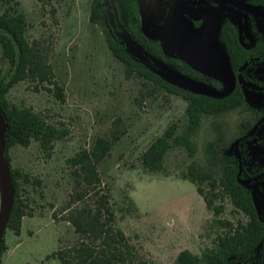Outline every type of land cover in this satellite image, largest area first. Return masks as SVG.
<instances>
[{
  "label": "rangeland",
  "instance_id": "1",
  "mask_svg": "<svg viewBox=\"0 0 264 264\" xmlns=\"http://www.w3.org/2000/svg\"><path fill=\"white\" fill-rule=\"evenodd\" d=\"M18 1L29 22L26 37L29 42L42 40L48 49L64 102L28 82L15 85L7 95L8 101L31 108L47 123L67 133L54 142L50 156L42 153L35 142L28 148L17 146L11 150L13 166L39 179L41 185L34 198L33 217L22 220L18 236L6 231L1 264H61L49 257L76 238L61 213L74 187L66 161L82 149L90 150L98 137H110L115 131L121 134L120 139L98 170L103 187L111 195L118 227L148 264H174L183 250L200 255L204 249L212 248L215 234L223 232L213 224L217 218L233 225L238 220L246 221L242 214L234 213L226 198L216 202L224 211L214 217L195 185L179 174L192 160L209 167L204 146L215 136L214 125L223 128L225 145H231L239 136L240 122L251 115L234 111L218 119L204 118L195 137V159L175 149L165 161V174L170 176L146 173L139 164L140 155L171 124H185L186 103L157 90L148 95L140 80L125 77L124 67L113 58L102 29L89 22L91 0H53L45 4ZM4 9L0 0V12ZM52 9L55 16L51 15ZM0 70H8L1 49ZM246 153V163L256 161L264 166V156L251 154L249 145ZM124 196L132 199L133 209H127ZM80 206L82 203L74 205ZM259 207L262 211L260 201Z\"/></svg>",
  "mask_w": 264,
  "mask_h": 264
},
{
  "label": "trees",
  "instance_id": "2",
  "mask_svg": "<svg viewBox=\"0 0 264 264\" xmlns=\"http://www.w3.org/2000/svg\"><path fill=\"white\" fill-rule=\"evenodd\" d=\"M2 1L9 6L0 12V49L8 63L7 72L3 73L0 70V108L7 123L8 148L13 146L27 148L35 142L42 153L50 156L54 142L65 137L67 132L47 123L29 107L10 104L7 95L18 83L28 82L35 84L36 90L42 88L57 101L64 102L63 89L55 81L49 63V52L42 40L29 42L27 39L29 22L20 10L19 1ZM37 1L45 4L53 0ZM257 1L264 6V0ZM121 3L127 10L136 13L135 0H121ZM51 15H56L54 9L51 10ZM89 22L102 29L108 49L113 58L123 65L127 79L140 80L148 95H152L157 90L179 97L186 103L185 124L182 127L175 123L171 124L140 155L139 164L146 173L170 176L165 174V161L169 153L175 149H180L188 158L195 159L197 153L195 137L204 118L218 119L234 111L251 115V110L246 105L239 87L222 99L197 95L165 82L144 65L134 61L109 33L97 0H91ZM127 30L131 37L153 57L163 59L158 45L146 40L138 26L129 27ZM222 36L231 67L236 70L246 59L237 43V34L232 29H224ZM169 65L187 75L186 65L182 64V68L171 62ZM248 118L239 124L238 130L241 135L251 128L253 116ZM213 128L215 136L204 146L210 168L192 160L179 176L195 185L197 194L214 217H219L224 211V207L217 205L216 202L226 198L233 207L234 213L242 214L246 221L238 220L237 224L233 225L229 221L215 219L214 226L218 231L223 232L215 234L213 247L204 249L200 255L183 250L177 255L174 264L244 262L248 260L254 249L263 243L264 223L257 214L250 192L237 182V161L235 156L229 154L230 145H225L223 128L219 125H214ZM120 135L115 131L110 137H98L90 150L82 149L66 161L74 187L61 213L64 214L63 221L72 227L76 238L71 245L60 247L49 258H55L61 264H148L138 247L118 227L111 195L103 187L98 170L100 163L110 155L112 147L119 141ZM242 160H247L243 152ZM24 177L25 181H28L27 176ZM38 184L40 185L41 182L38 181ZM202 186H206V189ZM124 200L127 202V209H133L132 199L124 196ZM77 203H82V206L74 207ZM28 207L26 199H22L11 211L9 228L17 236L20 234L22 218L33 217V212L28 211ZM5 250L3 241L0 247V264Z\"/></svg>",
  "mask_w": 264,
  "mask_h": 264
},
{
  "label": "flooded vegetation",
  "instance_id": "3",
  "mask_svg": "<svg viewBox=\"0 0 264 264\" xmlns=\"http://www.w3.org/2000/svg\"><path fill=\"white\" fill-rule=\"evenodd\" d=\"M97 1L99 7V0ZM112 1L117 12L118 24L130 37L131 35L128 33L127 29H129V27L138 26L141 34L146 40L158 45L163 59L160 60L154 57L156 60L178 73L180 72L176 68L169 65L170 62L181 68L183 65H186L188 67L186 71L187 75L180 73L181 75L205 84L219 92L225 89L224 84L220 80L195 70L175 55L186 49L209 43L222 50L228 59L233 75L234 87L232 92L236 87L240 88L245 103L251 110L250 114L253 116L249 131L243 135L239 134L235 140L246 136L258 125L259 121L263 119L250 138L240 141L239 151L241 153V159L242 152L245 156L247 155L248 145L251 149V154L254 156L258 154L259 151L256 153L253 151V140L256 139L259 149L263 148L264 145V6L258 3L257 0H158V4L156 5L148 4L141 15L137 0H135V14L123 7L121 0ZM2 4L4 8H9L3 1ZM167 27L171 29L166 41V48L169 55L163 51L164 41L153 39V37L160 38L163 30ZM143 29L146 31L147 35L143 32ZM224 29H232L236 32L237 43L242 50L243 56L246 57L236 70H233L230 64V58L222 36V31ZM244 85L245 91L251 98L252 104H248L246 101L243 89ZM0 113L4 117L1 108ZM232 144L230 145L229 154L234 156V149L231 148ZM15 147L17 146L8 148L7 137H5L3 156L8 166L13 188L11 211L14 206L20 204V200L26 199V203L29 205L28 211L32 210L34 213V198L38 196L39 192L37 188L41 184L39 185V179L32 177L30 173L25 172L19 167L13 166L10 152ZM248 163L242 160L243 168L240 176L242 180H249L263 174V176L256 182H253L252 185H257V196L260 204H263L260 220L264 223V166H259L256 161ZM24 176H27L28 181H25L26 179ZM248 191L251 194V190ZM10 214L1 237L0 247L2 242H5L4 237L6 231L10 230ZM25 218L31 217L25 216L22 220ZM230 264H264V238L263 243L254 249L247 261H235Z\"/></svg>",
  "mask_w": 264,
  "mask_h": 264
},
{
  "label": "water",
  "instance_id": "4",
  "mask_svg": "<svg viewBox=\"0 0 264 264\" xmlns=\"http://www.w3.org/2000/svg\"><path fill=\"white\" fill-rule=\"evenodd\" d=\"M140 14L145 10L148 4L156 5L158 0H137ZM99 7L103 11L106 19V26L108 28L111 36L122 45L126 53L136 62L144 65L150 72L159 76L165 82L178 87L184 91H188L193 94L203 95L210 98L222 99L231 94L234 87L233 75L228 63L226 55L217 46L212 44H203L195 48H189L182 52L177 53L175 56L186 62L195 70L208 75L212 78L220 80L225 89L222 92L215 91L209 86L197 82L191 78H188L180 73L167 67L160 61L152 57L147 51H145L139 44H137L118 24L117 12L113 5L112 0H99ZM143 32L147 35L146 31ZM171 29L169 27L165 28L162 32L160 38L153 37L154 40H163V51L169 55L166 48V41ZM242 81V80H241ZM240 81V82H241ZM246 101L248 104H252L251 98L245 91V85L243 86ZM263 121L260 120L258 125L248 133L246 136L235 140L231 146L234 149V156L238 165L237 182L240 186L251 190V198L258 216H261V211L259 207V199L256 192V184L252 185L260 179L263 174H260L249 180H242L240 178L242 173V159L241 153L239 151V143L242 140H247L250 138L254 132L257 130L258 126ZM6 121L5 118L0 113V195H1V210H0V241L3 235L5 225L8 221L9 214L11 211L12 200H13V188L11 183V178L9 175V170L5 158L3 156V151L5 149V137H6ZM254 152H258L259 156H264V151L259 149L256 143V139L253 140ZM252 185V186H251Z\"/></svg>",
  "mask_w": 264,
  "mask_h": 264
}]
</instances>
